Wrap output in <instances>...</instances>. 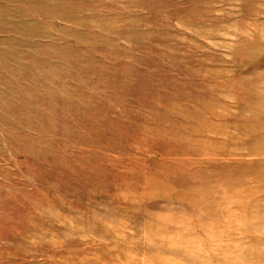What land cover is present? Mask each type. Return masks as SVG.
<instances>
[{"label":"rangeland","instance_id":"374dc122","mask_svg":"<svg viewBox=\"0 0 264 264\" xmlns=\"http://www.w3.org/2000/svg\"><path fill=\"white\" fill-rule=\"evenodd\" d=\"M0 264H264V0H0Z\"/></svg>","mask_w":264,"mask_h":264}]
</instances>
